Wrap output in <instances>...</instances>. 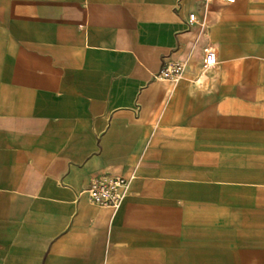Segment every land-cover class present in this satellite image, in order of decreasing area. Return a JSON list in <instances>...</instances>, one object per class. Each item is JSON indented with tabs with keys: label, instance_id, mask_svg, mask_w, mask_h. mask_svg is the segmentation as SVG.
Masks as SVG:
<instances>
[{
	"label": "crops",
	"instance_id": "1",
	"mask_svg": "<svg viewBox=\"0 0 264 264\" xmlns=\"http://www.w3.org/2000/svg\"><path fill=\"white\" fill-rule=\"evenodd\" d=\"M0 264H264V0H0Z\"/></svg>",
	"mask_w": 264,
	"mask_h": 264
},
{
	"label": "built area",
	"instance_id": "2",
	"mask_svg": "<svg viewBox=\"0 0 264 264\" xmlns=\"http://www.w3.org/2000/svg\"><path fill=\"white\" fill-rule=\"evenodd\" d=\"M233 3L235 0H225ZM196 21L194 13L188 15V23ZM215 63V53L211 47L204 49L203 70H207ZM185 63L183 60L175 59L165 62L154 74V78L166 80L174 85L182 77ZM129 179L121 175H109L101 173L90 177L86 188V194L90 203L97 206L110 207L117 209L123 202L128 186Z\"/></svg>",
	"mask_w": 264,
	"mask_h": 264
}]
</instances>
